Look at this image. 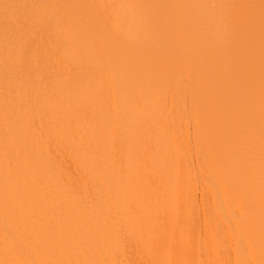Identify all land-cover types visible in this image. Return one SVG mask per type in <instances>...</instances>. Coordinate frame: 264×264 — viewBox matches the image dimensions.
<instances>
[{
  "label": "bare ground",
  "instance_id": "obj_1",
  "mask_svg": "<svg viewBox=\"0 0 264 264\" xmlns=\"http://www.w3.org/2000/svg\"><path fill=\"white\" fill-rule=\"evenodd\" d=\"M0 264H264V0H0Z\"/></svg>",
  "mask_w": 264,
  "mask_h": 264
}]
</instances>
